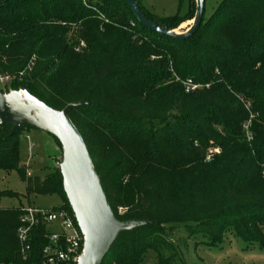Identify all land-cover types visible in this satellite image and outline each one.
I'll use <instances>...</instances> for the list:
<instances>
[{
	"label": "trees",
	"instance_id": "trees-1",
	"mask_svg": "<svg viewBox=\"0 0 264 264\" xmlns=\"http://www.w3.org/2000/svg\"><path fill=\"white\" fill-rule=\"evenodd\" d=\"M135 1L169 30L195 13L191 0L185 14L167 17ZM72 25L86 44L81 53L66 40ZM0 74L13 77L12 90L53 109L84 102L68 116L115 218L147 222L120 232L101 264H142L147 252L157 264H184L165 229L172 224L205 245L217 246L231 231L264 248V0H217L207 16L204 4L185 39L143 26L125 0H0ZM187 79L202 90L186 92ZM248 120L249 142L242 128ZM11 128L0 127V170L16 171L26 195H57L76 225L59 167L27 176L19 144L30 128L10 135ZM210 141L221 152L204 162ZM2 197L21 194L4 190ZM21 214L0 208V262L43 264L45 227L31 230L22 253Z\"/></svg>",
	"mask_w": 264,
	"mask_h": 264
},
{
	"label": "water",
	"instance_id": "water-1",
	"mask_svg": "<svg viewBox=\"0 0 264 264\" xmlns=\"http://www.w3.org/2000/svg\"><path fill=\"white\" fill-rule=\"evenodd\" d=\"M125 1L143 26L177 39H185L194 33L201 22L205 4V0H195L190 28L184 33H176L148 20L135 0ZM82 104L84 102H72L56 110L24 89L0 93V127L12 126L10 135L19 127L42 130L61 143L64 153L59 169L63 190L84 238L82 254L76 264H101L120 232L147 222L118 221L115 218L87 146L68 116L70 110Z\"/></svg>",
	"mask_w": 264,
	"mask_h": 264
},
{
	"label": "rangeland",
	"instance_id": "rangeland-1",
	"mask_svg": "<svg viewBox=\"0 0 264 264\" xmlns=\"http://www.w3.org/2000/svg\"><path fill=\"white\" fill-rule=\"evenodd\" d=\"M191 1L195 7V0ZM146 4L153 8L155 13L163 16H172L177 13L183 15L187 12L188 8L187 0H146ZM216 4L217 0L205 1L206 16L212 12ZM192 20L193 19L186 20L172 30L176 33H184L190 28ZM187 21H191V23H187ZM79 30L80 28L77 26H70L66 34V40L74 44L83 41L79 38ZM84 49H86V47L77 53H81ZM202 88L203 86L200 85L197 90H202ZM11 90V85L9 84L0 85V93H7ZM237 97L241 101L243 100L241 95H237ZM174 114L175 112L171 113V115ZM252 117L253 115L250 116V119ZM249 126L250 120L246 121L242 126L248 142L252 140ZM40 131L42 130L34 128L24 129L23 132H30V137L29 140L26 137H20L19 164L24 169L26 168L25 165L28 156L27 148L28 142H30L34 145L33 153L31 152L33 158H31L28 163L30 174L32 176L45 177L49 171L59 167L62 162L64 149L62 145L45 131H43L45 132L43 134L46 138H49L50 144L45 140L41 141L35 136ZM194 145L198 146L196 142ZM220 152V147L217 146L214 141H210L209 146L204 152V162L211 161L213 157L220 154ZM162 177L165 178L166 181H172V178H168L165 175H162ZM4 190H10L21 194V197H2L0 208L3 209H24L26 207L49 209L60 205V198L57 195H26L25 183L14 170H0V193ZM165 229L169 239L177 250L180 261L184 264H264V248H259L257 245H247L241 238L236 237L234 232L227 231L220 244L217 246H209L201 243L202 240H205L201 236L188 234L181 224L166 225ZM262 238V240H264V230H262ZM142 264H157L155 254L153 252H147Z\"/></svg>",
	"mask_w": 264,
	"mask_h": 264
},
{
	"label": "built area",
	"instance_id": "built-area-1",
	"mask_svg": "<svg viewBox=\"0 0 264 264\" xmlns=\"http://www.w3.org/2000/svg\"><path fill=\"white\" fill-rule=\"evenodd\" d=\"M85 47V42L80 41L76 44L75 51L78 52ZM12 81L13 77L0 74V85L10 84ZM183 87L186 92H192L197 90L200 85L187 79L183 82ZM26 138L29 139L28 137ZM31 158V145L29 144L25 165L27 176L31 175L28 169V163ZM38 225L45 227L47 237V244L42 250L43 264H76L82 254L84 238L75 225L72 216L66 210L59 207L49 209L26 207L22 209L20 226L17 229V238L21 246V252L24 253L29 250L31 230ZM0 264L6 263L0 262Z\"/></svg>",
	"mask_w": 264,
	"mask_h": 264
},
{
	"label": "crops",
	"instance_id": "crops-1",
	"mask_svg": "<svg viewBox=\"0 0 264 264\" xmlns=\"http://www.w3.org/2000/svg\"><path fill=\"white\" fill-rule=\"evenodd\" d=\"M141 4L144 6V8H146L148 11H150L151 13H153V14H156V15H158L157 13H155L154 12V9L153 8H151L150 6H148L147 4H146V0H141ZM158 16H163V15H158ZM173 16V15H172ZM167 17V16H166ZM187 23H191V21H187ZM24 133V134H23ZM22 133V137H30L29 135H30V132H23ZM43 133H45V132H43V131H40L38 134H36L35 136L37 137V138H39L41 141H46L48 144H50V142H49V138H46L45 136H44V134ZM29 140V139H28ZM31 145V152L33 151V148H34V145L32 144V143H30V142H28V145ZM28 149V148H27ZM33 153V152H32ZM32 158H33V156H32ZM32 176V175H31ZM41 178H43V177H41ZM60 205H62V200L60 199ZM60 205H58L57 207H59ZM53 208V207H52Z\"/></svg>",
	"mask_w": 264,
	"mask_h": 264
}]
</instances>
